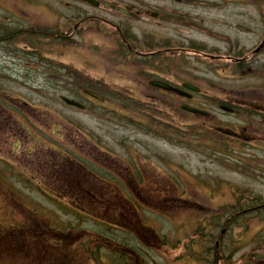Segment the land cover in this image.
I'll return each mask as SVG.
<instances>
[{
    "label": "rangeland",
    "instance_id": "obj_1",
    "mask_svg": "<svg viewBox=\"0 0 264 264\" xmlns=\"http://www.w3.org/2000/svg\"><path fill=\"white\" fill-rule=\"evenodd\" d=\"M25 1L1 2L5 6L19 8L8 9L9 14L5 18L0 5L2 26L7 27L13 22L14 28L36 23L41 26L42 22L47 23L50 18L57 17L64 27L69 20L70 24L75 22L78 15L91 14L111 21L123 17L122 31L128 33L124 37L115 28L100 25L96 33L91 34L82 25L80 30L86 33L85 39L76 33L64 42L68 45H54L53 51L38 53V57L25 48H17L12 42L0 39V87L4 95L0 98V115L10 112L17 119L16 128L22 131V137L28 135L25 153L29 154V158H22L24 146L15 143L12 156L3 150L0 152V157L9 159H2L5 163H0V258L3 262L10 261L21 253L28 254L30 250H43L42 243L29 242V239L40 237L46 240L50 228L65 230L70 227L72 230L80 229L79 234L84 230L91 232L84 240L81 238V245L76 238L62 242L61 239L56 240L58 249L55 251L66 255V264H82L85 258L89 264H95V259L105 264H135L136 260L141 264H194L182 257L192 250V242L196 243L193 236L198 229L206 233L201 235L220 233L228 217L227 211L209 212L211 207L216 208L215 202L218 205L225 202L223 193L230 190L231 194L238 190L254 191L264 197V165L256 164L254 169L246 165L252 159L264 160V150H261L264 147V48L254 58L237 64L202 57L203 52L225 55L237 49L246 53L254 49L264 34L258 17L259 12L264 13V0H99L97 8L78 0ZM157 9L163 14L186 12L190 14L192 26L183 24L184 17L180 19L183 23L178 21L176 24L173 20L155 17L153 14L158 13ZM135 12L143 16L140 22L129 19ZM173 38L189 41L182 45L195 48L200 55L181 53L176 64L172 61L170 66L195 81L202 88V93L235 102L238 114L223 112L218 107L213 109L214 115L205 121L206 127L210 128L208 130L197 123L204 120L179 112L174 106L175 100L170 98V116L163 112L169 116V119L164 118L161 110H167L168 103L162 99H167L152 90L143 77V67L148 63L149 55L142 58L132 54L128 47L134 46L141 52L157 50L162 53L170 44L166 41ZM47 45L53 47L49 43ZM68 68L82 72V76L90 78L92 85L104 94L109 93L111 87H119L143 104H149L148 107V102H151L160 111L159 118L166 119L171 128L161 120L147 117V121L152 119L157 134L153 131L145 134L140 131L142 129L130 125L128 117H125L127 107H114V101L107 98L92 102L82 93H74L66 77L70 75ZM60 94L72 96L86 109L64 105L59 101ZM22 104L25 110L18 111L17 106ZM148 112L151 113L150 109ZM139 114V120L146 119L142 113ZM242 126L259 135L257 139L263 141L253 143L260 148H251L241 142L237 143L233 153L226 150L217 152L215 147H211L218 138L230 141L231 134L226 132L228 128L234 132ZM168 129L170 133L164 134L163 130ZM214 134V138H208ZM122 145L125 148L131 146L133 155L150 159L160 175L157 181L148 184L147 177L133 182L136 193L145 196L148 206L135 199L137 195L131 186H100L86 182L85 173L75 162L86 163L92 148L105 146L128 160ZM66 151L75 160L69 159ZM11 170L13 175L8 176ZM77 177L82 179L77 181ZM83 185L101 197L98 201L103 205L97 203L96 212L103 215L94 213L97 218H83L66 207L67 202L72 206L73 196L83 198ZM107 198L114 213L104 214ZM191 202L209 204L201 212L203 218L198 229H193ZM113 216L115 220L111 221ZM103 221H108L105 227L100 223ZM235 224L232 222L225 229L217 256L222 257L223 251L231 249L230 245L239 246L236 245L239 242L234 241L240 238ZM255 229L257 225H253L252 231ZM258 229H264V226ZM153 233H157L156 237ZM259 233L264 237V230ZM69 234L73 237L78 233L70 231ZM102 240L107 241V246L100 243ZM16 241L18 243L14 244ZM197 242L204 246L203 239ZM109 244H113V248ZM210 244L213 245V240ZM104 247H108L107 252L110 253L99 258ZM245 251L248 250L242 249L231 258L225 257V262L242 264L241 253ZM199 256L203 258L207 254L200 250Z\"/></svg>",
    "mask_w": 264,
    "mask_h": 264
},
{
    "label": "flooded vegetation",
    "instance_id": "obj_2",
    "mask_svg": "<svg viewBox=\"0 0 264 264\" xmlns=\"http://www.w3.org/2000/svg\"><path fill=\"white\" fill-rule=\"evenodd\" d=\"M17 1H22V0H16ZM183 14V13H180ZM158 17H161V15L157 14ZM171 19L173 20L174 24L178 22L175 17L177 16V13H172ZM143 19L142 16H138L135 18H132L131 20L138 21L140 22ZM105 24L108 26H112L117 30V32L121 35L122 34V28L119 29L116 27V24H114L112 21H105ZM180 23V22H178ZM54 34V33H53ZM53 37H63V35L60 34H54ZM129 50H131L132 54L136 55V49L128 47ZM195 48L192 47H186V46H174V47H167L162 53H158L156 51H145L144 54H151L155 55L158 58V62L155 63L154 65L151 64H146L144 67L147 66V68L143 71V77L146 79V83L152 88V90H155V92L163 95L162 98H166L167 101L171 98L175 100L174 106L180 111H184L185 113L193 116L202 117V118H209L214 115L213 109H216L222 105L225 107H230L232 109L231 113L236 115L238 114L239 109H237L235 106V102H232L231 104L227 103L224 104L221 100L216 99L215 97H212L210 95H207L206 93H202L200 90L199 92L194 91V90H189L186 88L184 89V93H181L179 95L176 93L174 90H163L161 88H157L154 85H152V82H166L167 84H171L173 87H176L177 89H182L181 84L186 82L189 84H194L196 85L195 81H191L190 78L184 77L181 72L177 71L170 65L168 66L171 61H174L175 64L178 60V58L181 56V53H185L188 55L195 54V55H200L199 53L193 52ZM204 54V53H203ZM221 57V58H220ZM219 60H229L230 55H221ZM207 58V56H205ZM174 64V65H175ZM151 68H155L156 70L158 69L157 72L153 71ZM161 98V99H162ZM215 98V99H214ZM162 101L168 103L167 110H161L162 112H166L167 114L169 113V109L171 107V104L169 101H165L162 99ZM225 102H228L226 100H223ZM182 105H187L191 108H197V109H206L209 111V114L207 116H201L197 113H191L187 112L185 110H181ZM152 107V106H151ZM230 132L231 135H229L230 141L226 142L227 144H233V145H238L237 143H245L247 146L249 145L251 148L252 147H258L259 146L255 145L253 142H262L263 140H258L257 137L259 135L253 133V132H248L246 127H241L238 131H232L229 128L227 129ZM11 131H9V119L6 114H2V117L0 118V152L5 151L6 154H11L12 156V138H11ZM224 142V140H223ZM264 144V142H262ZM91 150V149H90ZM110 152V149H108ZM261 150H264V147L261 148ZM111 153L109 152H101L98 149L92 148L91 154L88 155L87 157V162H88V173H90L92 182H95L96 184L100 186H107V185H112V184H123V185H128V183H133L134 181L137 182L139 179L143 177H147V179L150 181H154L153 179L155 177H158V175L155 173L154 170H152V165L150 164H144V161H142L140 158L141 156L136 155L134 156V159H136V162L134 163H124L123 160H121L120 157H112L110 156ZM264 158V157H263ZM249 162V163H248ZM247 165H249L251 168H255V162L257 163L258 166L260 164L264 165V160L260 159H252L249 160ZM254 162V163H253ZM264 203H260V205L257 207L255 211H258L260 209L264 208ZM264 217V215H259L255 214L254 216H250L252 219L255 218H261ZM230 220V219H228ZM226 227L223 226L221 228V231L219 234L215 235L213 237V247L215 249L220 248L219 245L221 241L223 240L224 237V231ZM240 235V243L247 244V250L242 253V264H264V237L259 236L257 234V231H247L244 230V232L239 233ZM259 236V237H258ZM196 238V242L198 239H203L202 236L194 237ZM198 238V239H197ZM35 242L41 240L40 238H35L33 239ZM201 245L198 243L192 244V248L196 250V256L199 255L200 250L204 251L205 245L203 246L204 248L200 247ZM213 256L217 253L215 250H211ZM251 253V254H247ZM60 254L56 253V251L51 248V249H46V250H30L28 251V254H23L21 253L19 257H15L14 259H11L10 261H4L0 259V263L2 264H66L64 256L62 257V262L60 257H58ZM263 255V256H262Z\"/></svg>",
    "mask_w": 264,
    "mask_h": 264
},
{
    "label": "bare ground",
    "instance_id": "obj_3",
    "mask_svg": "<svg viewBox=\"0 0 264 264\" xmlns=\"http://www.w3.org/2000/svg\"><path fill=\"white\" fill-rule=\"evenodd\" d=\"M3 1V0H2ZM1 1V2H2ZM25 1V0H23ZM80 2L83 3H87L95 8H97V4H100L99 2H97V4H92L90 2H85L82 0H78ZM0 5L3 6V9L5 11L4 17H6L8 13V9H13V10H18L15 7L12 6H5V3H1ZM21 2V1H20ZM26 2V1H25ZM20 7V6H19ZM173 13H177V16L175 17V19H181L182 18V14L178 13V12H173ZM190 14L183 12V21L184 24L189 26H192V20H190ZM133 18H135L136 16H132ZM258 17H259V23H260V27H261V31L264 33V13L263 12H259L258 13ZM123 17H121V19H118V21H112L114 24H116V27L121 29L122 25L124 24L122 22ZM105 21H109L106 18H102L100 16H94L91 14H86V15H78L77 16V20L75 22H73L72 24H70V20L68 21V23H66L64 25V27L61 26V24H59L57 17H52L50 18V21H48L47 23L42 22L41 26H38L36 24H30V26H18V28H14L12 27L14 25V22L7 25V27H5L4 25L2 26V24L0 23V39H5L10 42L17 48H25V50H27L30 54L32 53L35 57H38V53L40 55H42V52H51L53 51L54 45L56 47H64L66 44L68 45V43H64L66 40L70 39L72 35H75L76 33L82 37V39H85L86 37H84L86 35V33L82 30H80L83 26L85 25L86 28L89 29V33L94 34L97 31V28L100 25H106L104 22ZM111 21V20H110ZM109 27H112L111 25ZM113 28V27H112ZM60 31H63V37H61L60 40H57L56 37L53 38L54 34H60ZM94 31V32H93ZM123 32V36L125 37L126 34L128 33V31H122ZM54 33V34H53ZM88 33V34H89ZM84 37V38H83ZM187 42V41H186ZM185 41L183 40H178V39H174L173 40H167L166 43H170V44H174L176 46H179L181 44H186ZM47 43H49L50 45H52L53 47H50L47 45ZM25 46V47H22ZM132 46V45H131ZM133 48H135L134 46H132ZM167 47L169 46H165L164 49H167ZM260 48H264V43ZM136 49V48H135ZM56 51V50H55ZM136 55L140 56V57H145L144 52H141L140 50L136 49ZM193 52H197V50H193ZM234 54L235 57H238L241 61H248V59L254 58L255 55L259 54L258 51L255 50H250L247 53L244 52L243 50L237 49L236 52H231ZM158 62V58L155 55H151L149 54V59H148V64L154 65L155 63ZM172 63V61H171ZM171 63L168 64L171 65ZM175 62H173L172 64H174ZM144 69L147 68L143 67ZM153 71L157 72L158 69L156 70L155 68H151ZM2 75L0 74V77ZM56 79L58 80H63V78L61 77H57ZM86 83L87 82H83ZM1 89V87H0ZM109 97H106L107 99H112L113 98V92L109 91ZM116 102L121 106L124 107L126 105L125 101L123 100H116ZM128 106V105H127ZM148 107V106H147ZM147 121V120H146ZM146 125V129H150L152 131H154V125L150 124L149 121H147ZM138 128V127H136ZM146 132L148 133V131L146 130ZM211 147H215V151L218 152L219 151H228V152H235L234 150H236V145L233 144H227L225 141L223 142L222 140H217V141H213L211 143ZM254 163V162H253ZM255 166L257 163H254ZM126 187L131 186L133 187V183L130 185H125ZM230 194V197H227V195ZM222 195H224L225 198V205L223 206L225 208V206H229L228 211L226 213H228V217L234 220V224L238 225L237 230L238 233L244 232V230L246 228H252L253 229V225H257V229H255L254 231H257V234L259 236L261 232V229L259 230V228H262L264 226V217L262 216L261 218H255L252 219L250 216H254L255 214H259L264 215V208L260 209L258 211H255L257 209V207L260 205V203H264V197L258 193V192H254L251 191L250 193H247V196L243 193L242 195L237 194V192L231 194V190L228 193H223ZM264 206V205H263ZM223 209V208H222ZM236 228V227H235ZM205 233V232H203ZM206 234V233H205ZM198 236H202L203 240L207 243L208 236H203V235H198ZM258 236V237H259ZM234 241H238L239 243H236V245L239 246H235V245H230L231 249L229 248L228 251H223V256L221 258V262L220 264H230L225 262V257L227 258H231L230 256H233L235 253L239 252L240 250H244L247 248V244H241L240 243V238H238L237 240ZM62 242V241H61ZM202 248H204L203 246H200ZM204 252L207 254V256L203 257V259H205V263L204 264H217L216 260H213V254L211 249H207L204 248ZM229 253V254H227ZM191 254L196 256V250L193 248L191 251ZM242 255V253H241ZM237 264V263H236Z\"/></svg>",
    "mask_w": 264,
    "mask_h": 264
},
{
    "label": "trees",
    "instance_id": "obj_4",
    "mask_svg": "<svg viewBox=\"0 0 264 264\" xmlns=\"http://www.w3.org/2000/svg\"><path fill=\"white\" fill-rule=\"evenodd\" d=\"M69 70H67L68 72L67 73H69L70 75H68V76H66L67 77V79H68V83L70 84V90H72L74 93H76L79 89H84V88H87V89H91L92 91H95L96 93H102V91H99V90H96L95 89V86H92L91 84V82H92V80L90 79V78H85V76H82V72H80V71H74V70H72V69H70V68H68ZM83 82H87V84L86 83H83ZM91 83V84H90ZM110 92H112L113 91V89H110L109 90ZM121 92L120 93H122V90H120ZM3 94V91L0 89V98L1 97H3L4 95H2ZM103 94V93H102ZM5 97H6V99H8L9 101H10V99L11 98H9L8 97V95L6 94L5 95ZM126 103V102H125ZM133 103V102H132ZM127 105H130L129 107L127 106ZM21 106V105H20ZM120 106V105H119ZM121 107V106H120ZM127 107V110H126V112H125V114H127V115H133V112H134V110L136 109L135 107H136V105H135V103H133V105L132 104H130L129 102H127L126 103V105L124 106V107H121L122 109H125ZM17 108H18V111H22V108L24 109L25 108V106L22 104V106L21 107H19V106H17ZM129 111V112H128ZM129 114H128V113ZM9 125H10V128H9V130L11 131V133L12 134H14V135H16L15 134V130H17V128H16V125H17V120L13 117V115L12 114H10V112H9ZM202 128V127H201ZM206 129H208V128H206ZM209 130V129H208ZM215 133V132H214ZM208 136V135H207ZM215 137V134L214 135H212V136H209L208 138H214ZM22 138H20V140H21ZM245 194L246 196H247V193H248V191H241V190H238L237 191V194H240V195H242V194ZM223 208V209H222ZM228 208H229V206H225V208L224 207H220L218 210H216V212L218 213V212H220V211H228ZM213 212H215V208H211V211L209 212L210 214H213ZM229 212V211H228ZM106 221H103V222H100L101 224H104V227H105V224H107V223H105ZM77 229V228H76ZM70 231H75L76 233H78L76 236H71L70 234L67 236V238H68V240H72L73 238H76L79 242H80V240H81V238H83V240L88 236V234H90V230H84L81 234H79L80 233V229H77V230H75V229H71L70 227L69 228H67V229H65V230H56L55 229V231H53V232H58V233H61V232H64V233H69ZM85 231H87V233L85 232ZM102 236V235H101ZM106 236V235H105ZM103 237V236H102ZM109 240H111V239H109ZM106 242L107 241H105V240H102V242H100V243H103L104 244V246H107V244H106ZM80 245H81V242H80ZM109 245H111L112 246V244H109ZM111 248H113V247H111ZM108 247H104L103 249H102V251L104 252V253H99V256L100 255H105V254H108V253H110V252H107L108 250ZM190 252H191V250H190ZM124 253V252H123ZM122 257V256H121ZM97 258V257H96ZM216 259V261L218 262L219 260H221V258H215ZM84 261H86V263L87 264H89V262H88V259L87 258H85L84 259ZM127 262V261H126ZM101 263H103L102 261H99L98 259H95V264H101ZM129 263V262H128ZM83 264V263H82ZM103 264H105V263H103Z\"/></svg>",
    "mask_w": 264,
    "mask_h": 264
},
{
    "label": "water",
    "instance_id": "obj_5",
    "mask_svg": "<svg viewBox=\"0 0 264 264\" xmlns=\"http://www.w3.org/2000/svg\"><path fill=\"white\" fill-rule=\"evenodd\" d=\"M82 1H87V2H90V3H92V4H97L96 2H94L93 0H82ZM263 43H264V41L259 45V47L257 48V49H255V51H259V48L263 45ZM159 86H161V87H163V88H166V89H169V88H171L170 86H167V85H165V84H163V83H159ZM89 94H91V95H93L94 97H96V98H99V96L98 95H96V94H94V93H89ZM61 99L63 100V102L67 105H73V106H75V107H82V105L80 104V103H77L74 99H71V98H69V97H64V96H62L61 97ZM224 109H226V108H224ZM193 110H196V109H193ZM192 110V111H193ZM227 110V109H226ZM203 113V112H202Z\"/></svg>",
    "mask_w": 264,
    "mask_h": 264
}]
</instances>
